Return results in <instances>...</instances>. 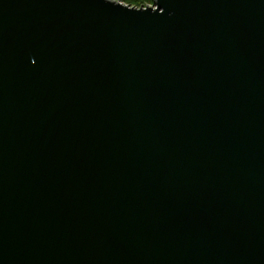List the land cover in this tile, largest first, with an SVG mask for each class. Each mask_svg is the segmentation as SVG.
<instances>
[{
  "label": "water",
  "instance_id": "95a60500",
  "mask_svg": "<svg viewBox=\"0 0 264 264\" xmlns=\"http://www.w3.org/2000/svg\"><path fill=\"white\" fill-rule=\"evenodd\" d=\"M0 0V264H264V0Z\"/></svg>",
  "mask_w": 264,
  "mask_h": 264
},
{
  "label": "trees",
  "instance_id": "16d2710c",
  "mask_svg": "<svg viewBox=\"0 0 264 264\" xmlns=\"http://www.w3.org/2000/svg\"><path fill=\"white\" fill-rule=\"evenodd\" d=\"M118 1L128 6L139 8L145 6V4L147 3L152 4L154 0H118Z\"/></svg>",
  "mask_w": 264,
  "mask_h": 264
},
{
  "label": "rangeland",
  "instance_id": "374dc122",
  "mask_svg": "<svg viewBox=\"0 0 264 264\" xmlns=\"http://www.w3.org/2000/svg\"><path fill=\"white\" fill-rule=\"evenodd\" d=\"M117 2H118V0H116ZM120 2V1H119ZM121 3V2H120ZM123 5H126V4H124V3H122ZM151 3H147V4H145V6H143V7H154V1H153V3L150 5ZM126 6H128V5H126ZM129 7H131V6H129ZM136 8V7H135ZM139 8H142V7H139Z\"/></svg>",
  "mask_w": 264,
  "mask_h": 264
},
{
  "label": "bare ground",
  "instance_id": "6f19581e",
  "mask_svg": "<svg viewBox=\"0 0 264 264\" xmlns=\"http://www.w3.org/2000/svg\"><path fill=\"white\" fill-rule=\"evenodd\" d=\"M154 7H156L155 3H154ZM135 8V7H133ZM147 8H153V7H142V9H147Z\"/></svg>",
  "mask_w": 264,
  "mask_h": 264
}]
</instances>
